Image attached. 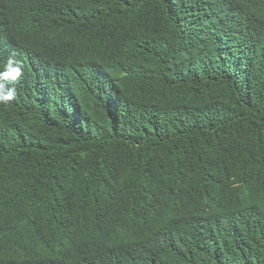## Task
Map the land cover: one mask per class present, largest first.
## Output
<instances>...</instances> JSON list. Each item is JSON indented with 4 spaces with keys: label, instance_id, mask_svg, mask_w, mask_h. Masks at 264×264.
I'll list each match as a JSON object with an SVG mask.
<instances>
[{
    "label": "trees",
    "instance_id": "trees-1",
    "mask_svg": "<svg viewBox=\"0 0 264 264\" xmlns=\"http://www.w3.org/2000/svg\"><path fill=\"white\" fill-rule=\"evenodd\" d=\"M0 264H264V0H0Z\"/></svg>",
    "mask_w": 264,
    "mask_h": 264
},
{
    "label": "clouds",
    "instance_id": "clouds-1",
    "mask_svg": "<svg viewBox=\"0 0 264 264\" xmlns=\"http://www.w3.org/2000/svg\"><path fill=\"white\" fill-rule=\"evenodd\" d=\"M23 75L21 60L14 52L0 65V105L9 106L16 99V84Z\"/></svg>",
    "mask_w": 264,
    "mask_h": 264
}]
</instances>
